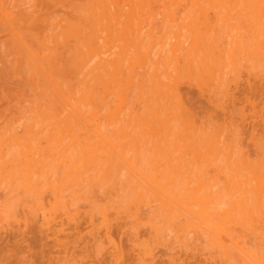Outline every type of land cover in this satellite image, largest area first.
I'll return each mask as SVG.
<instances>
[{
    "label": "bare ground",
    "instance_id": "bare-ground-1",
    "mask_svg": "<svg viewBox=\"0 0 264 264\" xmlns=\"http://www.w3.org/2000/svg\"><path fill=\"white\" fill-rule=\"evenodd\" d=\"M1 94L0 264H264V0H0Z\"/></svg>",
    "mask_w": 264,
    "mask_h": 264
},
{
    "label": "rangeland",
    "instance_id": "rangeland-1",
    "mask_svg": "<svg viewBox=\"0 0 264 264\" xmlns=\"http://www.w3.org/2000/svg\"><path fill=\"white\" fill-rule=\"evenodd\" d=\"M2 93H4V92H2ZM9 93H10V92H9ZM9 93H7V99H6V100L9 99V100H11L12 102H14V101H15V95H16V94L14 93V91H11L10 94H9ZM5 95H6V94H4V98L2 97V94L0 95V97H1L2 99H4V100L1 99L2 103L0 102V106H1V105H4L3 107H0V112H1L2 110H4L3 108H5L6 106H8V105L5 104V101H6V100H5ZM13 95H14V96H13ZM9 96H11V97H9ZM5 105H6V106H5ZM15 241H16V240H15ZM29 242L33 244V242H32L31 240H30ZM29 242H28V243H29ZM28 243H27V244H28ZM35 247H36V246H35ZM36 248H37V247H36ZM36 248H35V249H36ZM35 249H34V250H35ZM39 250H40V249H39ZM35 252H36V250H35ZM37 252H39V251H38V248H37ZM44 255L46 256V253H45ZM45 260H46V259H44L43 261H45ZM40 261H41V260H40ZM36 263L38 264V262H36ZM44 263L46 264L47 262H43L42 264H44ZM39 264H41V263H39Z\"/></svg>",
    "mask_w": 264,
    "mask_h": 264
}]
</instances>
